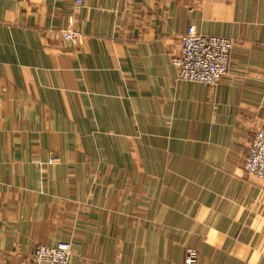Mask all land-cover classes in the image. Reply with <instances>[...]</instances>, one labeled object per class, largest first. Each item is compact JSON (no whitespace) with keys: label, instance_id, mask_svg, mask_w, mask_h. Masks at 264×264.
Instances as JSON below:
<instances>
[{"label":"crops","instance_id":"crops-1","mask_svg":"<svg viewBox=\"0 0 264 264\" xmlns=\"http://www.w3.org/2000/svg\"><path fill=\"white\" fill-rule=\"evenodd\" d=\"M190 27L235 44L216 87L177 80ZM263 125L264 0H0V264H264Z\"/></svg>","mask_w":264,"mask_h":264},{"label":"built area","instance_id":"built-area-1","mask_svg":"<svg viewBox=\"0 0 264 264\" xmlns=\"http://www.w3.org/2000/svg\"><path fill=\"white\" fill-rule=\"evenodd\" d=\"M71 2L74 14L85 8L86 0ZM58 33L64 42L74 47L83 45L85 34L75 27L73 15L69 26ZM234 47V42L227 37L204 35L195 27H190L181 37L180 51L173 60L177 69V80L216 87L230 72ZM244 168L249 175L264 182V125L254 134ZM72 255L73 246L70 242H60L55 246L38 245L31 254L30 264H71ZM183 264H201L198 251L188 248Z\"/></svg>","mask_w":264,"mask_h":264}]
</instances>
